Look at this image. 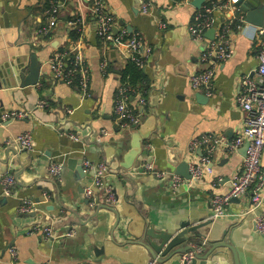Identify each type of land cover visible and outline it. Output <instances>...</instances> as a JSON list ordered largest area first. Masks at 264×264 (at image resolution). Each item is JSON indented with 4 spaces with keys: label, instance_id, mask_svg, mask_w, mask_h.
<instances>
[{
    "label": "crops",
    "instance_id": "1",
    "mask_svg": "<svg viewBox=\"0 0 264 264\" xmlns=\"http://www.w3.org/2000/svg\"><path fill=\"white\" fill-rule=\"evenodd\" d=\"M144 1L153 5L150 14L141 10ZM210 1L226 0H203L201 8ZM246 1L248 11L263 9L264 22V0ZM54 3L60 6L57 27L48 36L41 35L47 10ZM106 3L116 17V41L111 44L98 36L97 20L87 3L0 0V114L17 110L28 114L0 123V179L6 170L16 177L11 196L4 194L0 181V264H147L149 253L136 243L147 222L164 228L209 220L213 239L228 240L241 250L246 264H259L264 259V236L255 227L261 208L250 210L252 193L234 199L227 207L228 216L216 221L211 216L212 198L227 194L231 179L242 171L245 145L235 151L217 147L209 164L212 171L179 187L172 185V175L177 173L171 161L187 160L190 170L206 154L204 146L191 149L193 138L213 133L232 142L239 135L243 112L236 96L244 75L257 78L262 39L259 30L264 29V23L259 26L246 21L242 31L234 35L233 56L217 70L208 96L193 90L189 81L192 73L203 69V46L188 30L194 13L201 8L180 0ZM240 13L246 20L245 13ZM76 17L84 20L82 38L91 66L90 98H82L77 86L54 78L48 63L53 54L71 44L70 33L75 28L69 22ZM160 21L167 22L168 27L161 28ZM131 34H139L152 47L144 67H139L149 89L141 90L145 82L133 87L124 81L137 90L129 91L128 105L141 123L122 128L115 102L122 73L130 62L122 40ZM33 56L41 63V78L36 85L23 86ZM104 58L109 63L107 72L100 67ZM199 93L206 96L202 101ZM41 100L47 105L40 106ZM26 131L32 133L34 150H21L15 141ZM136 135L143 139V149L132 168L125 169L121 157L129 154ZM84 157L113 164L115 173L108 177L118 196L113 211L88 212L85 192L92 188L93 180L77 170ZM53 161L64 164L59 177L49 173ZM148 163L166 174L146 173ZM261 164L264 168V153ZM23 198L36 203L34 212L19 211ZM117 218L119 224L115 226ZM49 221L55 223L57 233L74 229L75 234L59 240L30 232L36 223L49 225ZM12 248L17 251V260ZM218 250L223 257L208 264H233L230 251ZM180 260L174 257L162 264H181Z\"/></svg>",
    "mask_w": 264,
    "mask_h": 264
},
{
    "label": "built area",
    "instance_id": "2",
    "mask_svg": "<svg viewBox=\"0 0 264 264\" xmlns=\"http://www.w3.org/2000/svg\"><path fill=\"white\" fill-rule=\"evenodd\" d=\"M81 5L86 3L90 6L93 15L96 17L98 26L97 33L105 44H111L116 41L114 32L116 17L106 3V0H76ZM178 1V0H173ZM241 0H226L224 2L210 1L201 9L194 13L193 19L188 26L189 33L193 40L201 43L202 51L200 61L203 69L194 72L190 76V85L193 90L201 91L206 95L212 94L213 79L217 70L228 61L234 53L232 38L236 33L242 31L246 23L244 15L240 13L239 2ZM185 4H191L192 0H180ZM153 5L150 1H144L141 4V10L145 14L153 11ZM60 6L54 3L47 10V22L39 30L41 35L48 36L51 31L57 27L59 22ZM227 13H231V17H227ZM161 28H167L165 21H160ZM69 25L81 31L78 40L71 42L66 49L58 50L49 58V67L52 75L56 79L62 80L64 83L77 86L82 98L92 97L90 88L91 82V66L84 48L83 42V18L76 17L69 22ZM214 29L213 38L207 36V32ZM126 35V31L124 32ZM124 35L122 37H124ZM262 37L259 49V65L256 69L257 78L250 74H246L241 78L239 92L236 96L238 108L243 112V127L239 135L232 141L227 142L221 136L213 133H205L193 138L190 142L192 150L206 148L204 158L198 164L190 167L191 179L174 174L172 175L173 187H179L188 181L201 179L205 173L211 172L209 166L211 156L215 149L221 145L226 146L229 150H237L239 147L248 144L244 157L242 171L237 173L232 179L230 190L227 194L216 195L212 198L211 210L212 217L228 216L227 207L233 199L244 197L249 191L251 194L250 210L261 208L260 214L256 217V230L264 234V168L261 164V158L264 153V29L259 30ZM125 43L128 52L129 61L135 62L137 66L144 67L145 61L152 53V47L145 44L139 34H131ZM101 71L107 72L109 63L104 58L100 63ZM129 91H135L128 83L122 82L116 98L115 111L117 120L122 128H130L129 126H137L141 123V118L128 105ZM40 106H46V100L39 102ZM72 112V110H68ZM27 112L17 110L0 114V123L10 120H16L27 117ZM77 139L76 136L73 137ZM21 150H34L35 142L30 131L16 137ZM82 166L86 174L91 175L93 180V188L86 189V197L91 199V204H95L98 195L94 193V188L103 191L106 195V202L115 201V192L113 186L110 185L108 177L110 172L105 162H93L84 157ZM64 169L63 162L53 161L49 166V173L55 177H59ZM146 173L155 172L156 176L162 177L166 171H158L153 164L148 163L144 168ZM3 192L6 196H11L13 188L16 185V179L13 171L8 170L1 175L0 179ZM36 210V203L27 198L21 200L19 211L21 213L30 214ZM32 234L42 235L52 239H63L64 237L75 234V230H69L64 233H55L49 225L37 224L30 229ZM192 249L182 255L181 264H191L196 253H200L202 247L197 242H191ZM12 256L17 260L14 248L11 250ZM50 264V263H45ZM155 264V263H152Z\"/></svg>",
    "mask_w": 264,
    "mask_h": 264
},
{
    "label": "water",
    "instance_id": "3",
    "mask_svg": "<svg viewBox=\"0 0 264 264\" xmlns=\"http://www.w3.org/2000/svg\"><path fill=\"white\" fill-rule=\"evenodd\" d=\"M203 0H194L192 2L197 8H201ZM248 2L246 0H241L239 2L240 10L245 13L246 21L250 23H254L259 26H263V19H262V8H255L259 11H248ZM255 3H258L255 0ZM256 17L257 20L253 18ZM117 30V27H115ZM214 29H211L207 32V36L213 38ZM41 78V63L37 61V59L33 56V60L30 66V73L27 78L23 77L22 85H36ZM206 96L203 93H199V98L201 101ZM133 144L129 154L125 153L122 159V167L125 169H130L134 165V161L138 157V155L142 152L143 145L142 140L138 135L133 137ZM248 144H245L244 148L247 149ZM105 164L108 166L110 175L115 173V169L113 164L104 161ZM171 164L175 167L176 173L180 174L181 176L190 179L191 174L189 170V162L187 160H182L178 162L171 161ZM80 175H85L82 164L77 168ZM8 171V170H6ZM6 171H3L4 174ZM2 174V175H3ZM16 179V177H15ZM93 188V186H92ZM94 193L98 195L97 201L95 204H91V199H86V204L88 205V212H95L97 213L100 209H108L113 211L114 208L117 206L118 203V196L115 192V201L108 203L106 202V195L103 191L94 188ZM115 191V190H114ZM234 200V199H233ZM212 211V210H211ZM213 212H211L212 216ZM226 217V216H225ZM218 218L222 217H213L212 220H217ZM40 225H47L43 223H36ZM119 224V218H117L116 225ZM49 226H51L55 233H57L55 223L53 221H49ZM211 228V221L205 222H191L185 221L180 222L177 224V227L171 225H166L164 228H158L155 225L150 224L147 222L145 227L143 228V232L141 233L140 237L136 240L137 244H141L145 247L147 252L149 253L150 260L147 264H162L167 260L178 257L179 259L182 258V255L189 250L192 249L191 242L197 240L198 244L202 247L200 253H196L194 259L192 260L191 264H208V261H215L216 258L223 257L221 254L222 252L218 250V248H225L231 252V256L233 259V264H246L243 258V253L241 250L236 246L231 244L228 240L222 238L215 240L213 239ZM259 233V232H258ZM261 234V233H259ZM264 236V234H261ZM230 254V253H229ZM251 264V263H247ZM264 264V259L259 263Z\"/></svg>",
    "mask_w": 264,
    "mask_h": 264
},
{
    "label": "trees",
    "instance_id": "4",
    "mask_svg": "<svg viewBox=\"0 0 264 264\" xmlns=\"http://www.w3.org/2000/svg\"><path fill=\"white\" fill-rule=\"evenodd\" d=\"M81 31L78 29H73L70 33L71 42L79 39ZM67 47L63 48L66 49ZM122 80L129 82L133 87L137 84L145 82L146 85L143 86L141 90L148 91L149 84L147 83L146 76L143 69L139 68L135 62L130 61L122 73ZM137 91V90H135Z\"/></svg>",
    "mask_w": 264,
    "mask_h": 264
}]
</instances>
